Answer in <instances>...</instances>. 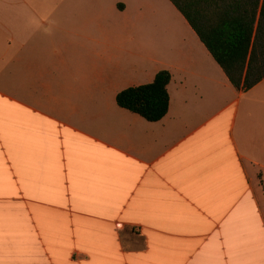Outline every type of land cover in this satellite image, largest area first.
Returning <instances> with one entry per match:
<instances>
[{"label": "crops", "instance_id": "crops-1", "mask_svg": "<svg viewBox=\"0 0 264 264\" xmlns=\"http://www.w3.org/2000/svg\"><path fill=\"white\" fill-rule=\"evenodd\" d=\"M89 4L0 0V264H264V80L235 88L181 15L148 121L117 95L160 68Z\"/></svg>", "mask_w": 264, "mask_h": 264}, {"label": "trees", "instance_id": "trees-1", "mask_svg": "<svg viewBox=\"0 0 264 264\" xmlns=\"http://www.w3.org/2000/svg\"><path fill=\"white\" fill-rule=\"evenodd\" d=\"M170 1L235 88L248 91L264 80V0ZM171 78L162 69L151 83L119 92L117 103L148 121H159L169 111Z\"/></svg>", "mask_w": 264, "mask_h": 264}, {"label": "rangeland", "instance_id": "rangeland-1", "mask_svg": "<svg viewBox=\"0 0 264 264\" xmlns=\"http://www.w3.org/2000/svg\"><path fill=\"white\" fill-rule=\"evenodd\" d=\"M125 4L126 10L121 11ZM87 11L95 31L110 36L112 48L119 42L128 52L141 50L145 68L152 65L154 69H168L185 50L178 20L182 14L170 0H90ZM147 57L157 61L148 62Z\"/></svg>", "mask_w": 264, "mask_h": 264}]
</instances>
